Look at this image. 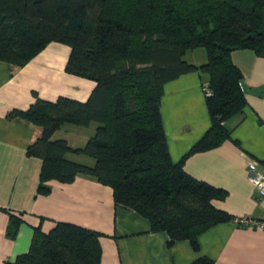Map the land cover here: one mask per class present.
<instances>
[{
  "label": "trees",
  "instance_id": "obj_1",
  "mask_svg": "<svg viewBox=\"0 0 264 264\" xmlns=\"http://www.w3.org/2000/svg\"><path fill=\"white\" fill-rule=\"evenodd\" d=\"M49 42L68 47L66 73L94 84L84 101L35 98L7 114L40 128L25 150L40 159L36 193L47 194L49 180L88 176L110 188L114 206L144 217L151 232H165L167 245L187 240L196 250L201 232L232 217L211 202L225 191L188 175L182 163L225 141V121L242 113L241 73L230 53L246 49L264 57V0H0V61L21 67ZM193 49L204 51L203 63L183 59ZM190 71L206 76L209 126L173 162L160 97L165 82ZM65 124L94 127L82 146L71 147L52 138ZM20 221L8 215L7 237ZM100 235L61 221L47 232L36 226L28 250L5 264H101ZM191 264L215 263L202 256Z\"/></svg>",
  "mask_w": 264,
  "mask_h": 264
},
{
  "label": "crops",
  "instance_id": "obj_2",
  "mask_svg": "<svg viewBox=\"0 0 264 264\" xmlns=\"http://www.w3.org/2000/svg\"><path fill=\"white\" fill-rule=\"evenodd\" d=\"M69 49L49 42L23 66L0 61V264L28 250L33 228L47 232L57 221L94 230L101 235V264H191L207 257L215 264H264V227L218 222L197 237L196 250L187 240L167 245L163 231L151 232L148 221L135 211L114 206L108 186L84 175L69 183L49 180V192L37 194L40 159L25 153L40 128L12 110L26 109L35 98L54 101L67 97L84 101L93 81L66 73ZM241 73L245 98L242 113L225 121L228 138L218 146L189 154L183 170L195 179L225 191L212 204L231 217L264 219V196L248 181L246 157L264 164V57L246 49L230 53ZM183 59L191 64L205 61L202 49L188 50ZM204 74L190 71L164 83L159 112L170 159L177 161L209 126L201 83ZM94 124H65L52 134L71 147L82 146ZM84 128V129H83ZM85 130L78 138V131ZM66 131H69L68 133ZM67 134L69 136H67ZM75 135L77 138H71ZM65 157L91 164L88 157L67 153ZM21 221L13 238L5 234L8 215Z\"/></svg>",
  "mask_w": 264,
  "mask_h": 264
},
{
  "label": "built area",
  "instance_id": "obj_3",
  "mask_svg": "<svg viewBox=\"0 0 264 264\" xmlns=\"http://www.w3.org/2000/svg\"><path fill=\"white\" fill-rule=\"evenodd\" d=\"M203 94L209 95L210 91L205 85L201 86ZM248 181L253 186L258 196H264V164L257 162L253 158L246 157ZM231 221L235 225H250L256 227H264V219H253L248 216L233 217Z\"/></svg>",
  "mask_w": 264,
  "mask_h": 264
},
{
  "label": "rangeland",
  "instance_id": "obj_4",
  "mask_svg": "<svg viewBox=\"0 0 264 264\" xmlns=\"http://www.w3.org/2000/svg\"><path fill=\"white\" fill-rule=\"evenodd\" d=\"M73 127H77V129H78V127H80V126H76V125H72V128ZM74 129V128H73ZM84 129V128H83ZM78 131V130H77ZM67 133L69 132V131H66ZM84 133H85V130H79L78 131V138H81V137H83L84 136ZM67 136H69L68 134H67ZM71 138H77V137H75V135H73V137H71Z\"/></svg>",
  "mask_w": 264,
  "mask_h": 264
}]
</instances>
